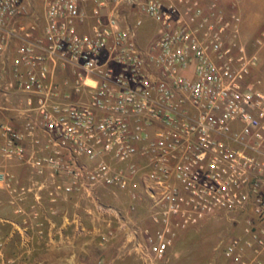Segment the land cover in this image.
<instances>
[{
    "label": "built area",
    "instance_id": "obj_1",
    "mask_svg": "<svg viewBox=\"0 0 264 264\" xmlns=\"http://www.w3.org/2000/svg\"><path fill=\"white\" fill-rule=\"evenodd\" d=\"M240 21L235 0H0V190L74 198L142 264L224 214L242 225L219 264H264V80Z\"/></svg>",
    "mask_w": 264,
    "mask_h": 264
},
{
    "label": "rangeland",
    "instance_id": "obj_2",
    "mask_svg": "<svg viewBox=\"0 0 264 264\" xmlns=\"http://www.w3.org/2000/svg\"><path fill=\"white\" fill-rule=\"evenodd\" d=\"M235 2L241 17V36L248 41V45L251 49L257 48L259 53V63L257 68L253 70L252 76L264 80V36H262V33H264V0H235ZM142 28V30H144L143 32L150 36L157 29V25L149 18L144 17ZM257 38H261L262 40L260 45H254ZM10 163H13V165L9 167L16 170L17 165L15 162L10 161ZM10 199L11 197H9L6 192L0 190V249L1 241L5 238L6 232L10 229L9 226L11 225L10 223L2 224V220H5L2 218H9L13 222H18V224L21 223L27 226L24 236V248L22 247L20 250L21 252L23 251L21 257L24 262L22 263L37 264L34 261L35 255L38 250H45V246L42 245L40 247L38 243L35 245L36 238L33 237V223L40 220L47 223L50 219L51 206L58 201L50 202L48 199L44 198L41 199L39 203L32 196H28L23 200L17 199L18 201L16 200L13 203L10 202ZM74 200V198L62 200L66 201L65 204L67 207L65 208H67V216L69 217L72 212L71 209L73 210L72 205ZM106 200L115 201L114 198H108ZM61 210L58 213H60ZM80 214L83 215L84 222L88 225L84 237L85 239H89L90 243L85 245L87 248L85 251L80 250L82 254L76 255V260L73 264H142L135 254L128 253L127 248L120 246L121 237L119 235L100 244V237L97 234L98 232L94 230V227H98L101 232H107L106 223L94 220V215L92 214L85 212ZM62 216L64 215L57 214L53 218L61 222ZM136 216L143 224L148 223L147 214L139 213ZM233 224L234 222H231L226 215L221 214L204 221L198 227L181 231L175 243L168 248L165 258L154 264H219L218 245L220 241L230 236L233 232L237 230L240 231L242 222L239 223L237 227H233ZM46 228L47 227H44L42 234L47 232ZM20 235L21 234L14 232L13 239L15 243L21 238ZM62 236H64V234H58L59 238ZM77 240L78 239L75 241ZM9 251L10 253H15L16 247L11 245ZM60 264L65 263L62 262Z\"/></svg>",
    "mask_w": 264,
    "mask_h": 264
},
{
    "label": "crops",
    "instance_id": "obj_3",
    "mask_svg": "<svg viewBox=\"0 0 264 264\" xmlns=\"http://www.w3.org/2000/svg\"><path fill=\"white\" fill-rule=\"evenodd\" d=\"M65 203L66 201H62L61 199L58 200L56 204L54 203V205L51 206L50 219L47 221V223L41 220L33 223V237L36 238L35 245L38 243V246L40 247L42 245L45 246V250H38L37 254L35 255L34 261L37 264H60L62 262L65 264H73L76 260V255H81L82 251L87 249L85 245L90 243L89 239H85L84 237L86 234L85 230H87L86 228H88V225L85 224L83 215L80 214L82 212L75 214L71 209L72 212L70 217L67 216L68 212L67 208H65L67 205ZM60 210L61 212L58 213ZM57 214L64 215L62 216L61 222H58L55 220V218H53ZM2 219H5L2 220V224L10 223L11 225L9 226L10 229H8L6 232L5 238L1 241V264H23L22 262L24 261H22L21 257L23 255V251L21 252L20 250L22 247L24 248V236L27 226L21 223L18 224V222H13L9 218ZM74 219H76V222H74ZM80 219L82 221L81 226L79 225ZM44 227H47V232L42 234ZM14 232L21 234V238H19V241H16V243L13 239ZM58 232L64 234V236L59 238ZM76 239L78 240L75 241ZM11 245L16 247L15 253H10L9 250Z\"/></svg>",
    "mask_w": 264,
    "mask_h": 264
}]
</instances>
